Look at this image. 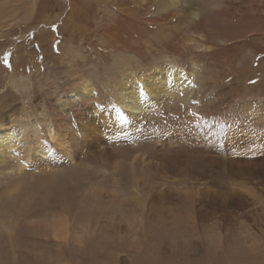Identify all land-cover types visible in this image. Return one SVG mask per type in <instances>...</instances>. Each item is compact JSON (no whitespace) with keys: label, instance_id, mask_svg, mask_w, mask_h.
<instances>
[{"label":"rangeland","instance_id":"obj_1","mask_svg":"<svg viewBox=\"0 0 264 264\" xmlns=\"http://www.w3.org/2000/svg\"><path fill=\"white\" fill-rule=\"evenodd\" d=\"M173 1L0 0L7 125L78 128L72 88L111 104L120 71L170 63L193 84L71 161L36 164L19 136L0 264H264V0Z\"/></svg>","mask_w":264,"mask_h":264},{"label":"bare ground","instance_id":"obj_2","mask_svg":"<svg viewBox=\"0 0 264 264\" xmlns=\"http://www.w3.org/2000/svg\"><path fill=\"white\" fill-rule=\"evenodd\" d=\"M179 1L180 0H174L173 2L177 3ZM120 72L121 77L117 81V85L115 87L112 86V90H109L112 99L111 104H102L95 101L91 102L90 99H92L95 94L94 91L91 90L88 81L86 80L76 83V85L72 88L70 99L73 102L76 100L89 101L91 111L86 114H78L76 120L78 122V128L80 127L81 130H78L77 127L73 128V125L72 128H70V126H66L60 130L54 127L52 129H48V136L51 138V140L57 142V148L51 147V143L49 142V138L46 135L45 130L42 128V126L37 125L35 122H32L27 128L23 121H16V124L7 125L6 116L9 115V113H5V109L9 108L11 109V112H13L17 98H15L16 96L14 94H11L8 101L0 100V164L2 165L6 164L7 162H13L12 167H16V157L19 154L16 152V143L19 141L18 137L23 134L24 141L21 140L22 145L25 146L26 143H29L28 153L34 154L33 158L36 164L41 163V165L47 166V163H50L48 159L55 154H58L63 159L69 161H71L70 156L74 154L79 156H87L93 149H96L102 144V139L111 143L114 141L115 137L120 138L119 134L121 132L126 133L128 132V129H131L130 131L134 130L132 127L134 124L139 122L140 112L149 111L152 109L153 106L158 104L157 101L160 97H176L175 94H177L179 97L183 96L185 93L191 92V86L193 85L191 83L192 81L190 80L191 76L188 74V72L185 73L182 68L170 63H167L161 67L154 66L149 71L141 73L139 72L140 74L137 73L136 77L132 75V77L129 76L126 80H124L126 72ZM4 98L6 99V96H4ZM62 105L64 104L62 103ZM22 119H25V117ZM125 127L126 129L122 130ZM103 135H105V137H102ZM237 140L238 139L234 141ZM118 142H121V139ZM118 142L116 141L115 143ZM230 163L233 164V162ZM18 166L20 165L18 164ZM20 168L22 169V167ZM253 172L255 173V171ZM158 263H160V261L156 262V264Z\"/></svg>","mask_w":264,"mask_h":264}]
</instances>
